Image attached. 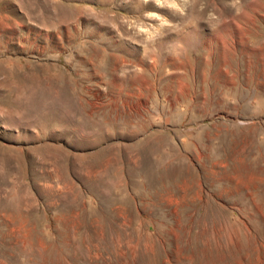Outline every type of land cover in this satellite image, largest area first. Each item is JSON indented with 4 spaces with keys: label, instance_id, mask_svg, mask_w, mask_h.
<instances>
[{
    "label": "rangeland",
    "instance_id": "rangeland-1",
    "mask_svg": "<svg viewBox=\"0 0 264 264\" xmlns=\"http://www.w3.org/2000/svg\"><path fill=\"white\" fill-rule=\"evenodd\" d=\"M0 264H264V0H0Z\"/></svg>",
    "mask_w": 264,
    "mask_h": 264
}]
</instances>
